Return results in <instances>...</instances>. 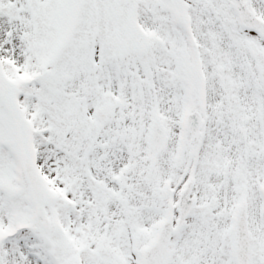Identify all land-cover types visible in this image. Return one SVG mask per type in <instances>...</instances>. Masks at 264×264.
Listing matches in <instances>:
<instances>
[{"label": "snow or ice", "instance_id": "1", "mask_svg": "<svg viewBox=\"0 0 264 264\" xmlns=\"http://www.w3.org/2000/svg\"><path fill=\"white\" fill-rule=\"evenodd\" d=\"M0 264H264V0H0Z\"/></svg>", "mask_w": 264, "mask_h": 264}]
</instances>
